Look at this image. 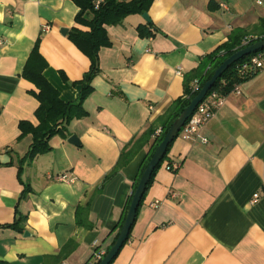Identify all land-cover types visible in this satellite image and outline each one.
<instances>
[{"label": "crops", "instance_id": "crops-1", "mask_svg": "<svg viewBox=\"0 0 264 264\" xmlns=\"http://www.w3.org/2000/svg\"><path fill=\"white\" fill-rule=\"evenodd\" d=\"M78 10L72 0H0V261L8 264H85L95 241L105 251L152 143L146 132L160 128L184 76L233 29L259 34L264 26L255 0H152L149 22L133 13L105 26L111 45L98 52L87 116L72 120L66 137H51L48 152L21 162L31 135L18 138V123H38L36 88L22 69L39 38L44 77L62 101L78 99L75 82L90 65L67 37L71 27L85 29L74 21ZM138 26L153 35L139 36ZM239 88L200 137L175 138L110 264H264V68ZM133 144L131 159L104 179ZM170 160L177 170L166 168ZM56 174L73 180L49 178ZM18 215L21 232L6 227Z\"/></svg>", "mask_w": 264, "mask_h": 264}, {"label": "trees", "instance_id": "trees-1", "mask_svg": "<svg viewBox=\"0 0 264 264\" xmlns=\"http://www.w3.org/2000/svg\"><path fill=\"white\" fill-rule=\"evenodd\" d=\"M72 1L79 9L74 17V21L78 26L84 27L85 29L71 27L67 33V37L83 54L89 58V70L85 78L75 82V84H79L81 87L78 99L76 101L70 102L62 101L59 97V92L43 75V70L47 66V62L39 52L40 39H36L26 59L21 75L23 78L31 82L36 88V91H32L31 94L38 101V106L34 111V115L38 123L37 125H33L26 120H21L18 123V128L20 130L18 138H22L27 134L31 135L29 149L21 159V162L31 161L35 156L48 152L50 150L49 139L51 137L54 135L66 137L67 126L69 123L74 119H80L87 116V111L83 107V101L93 90L90 85V78L99 71L98 52L101 47H109L111 45V41L108 37L105 26L119 24L122 19L129 14L146 12L152 3V0H103L98 8H94L93 0ZM148 25L150 26L152 24L149 23ZM137 31L138 35L141 37L153 35L152 30L146 28L145 26H138ZM263 33L264 26L263 30L259 34H249L246 30L239 28L233 29L226 41L218 45L211 52L204 54L197 66L184 76L182 94L174 99L166 111L156 120L161 132L156 135V129L154 126L150 127L146 132V138L149 137L150 139L152 137L153 140L148 154L139 168L137 178L134 182L133 191L137 186L142 172L144 171L156 148L162 141L171 123L189 104L202 85L212 76L214 70L227 57L241 49L242 41L245 37L249 35H263ZM249 55L242 57L238 61L234 62L230 67H228L215 81L210 91H216L221 95H226L231 91L235 84L242 83L249 79L254 73L240 74L237 70V65L248 58ZM195 84H197L198 90L194 88ZM173 141L168 145L162 159L152 171L151 176L146 184L145 191L153 181V176L161 166L162 162L168 157V152ZM135 152L136 148L134 144L130 147H124L121 150L115 165L104 176V179L111 176L120 167L126 164L135 154ZM25 191H27V188H25ZM131 197L132 194L125 205L123 216L118 222L119 228L123 223ZM143 197L144 194L142 195L137 210L143 201ZM23 222L24 216L18 215L15 217L13 223L6 225V227L13 228L21 232L23 231ZM116 235L114 239L116 238ZM114 239L112 240L111 244L113 243ZM111 244L107 247L105 252L109 249ZM0 264L8 263L0 261Z\"/></svg>", "mask_w": 264, "mask_h": 264}, {"label": "water", "instance_id": "water-1", "mask_svg": "<svg viewBox=\"0 0 264 264\" xmlns=\"http://www.w3.org/2000/svg\"><path fill=\"white\" fill-rule=\"evenodd\" d=\"M142 17L149 22L150 19L148 17L147 12L142 13ZM61 33L65 34L67 32L66 28H61ZM264 48V38L256 41L248 46H245L235 53L227 57L213 72L212 76L202 85L199 89L197 94L192 98L189 104L182 110V112L174 119L171 123L170 127L166 131L162 141L156 148L155 152L153 153L151 159L149 160L148 164L146 165L144 171L142 172L139 181L135 190L132 193V197L130 200V204L128 206L124 221L121 225L119 233L109 249L105 252L103 257L97 264H110L113 258L118 253L119 249L122 247L124 242L127 240L130 228L134 222L136 210L139 205V202L144 194L146 184L151 176L152 171L156 167V165L162 159L164 153L168 145L176 138L178 132L180 131L181 127L184 125L186 120L191 116L196 106L199 102L204 98V96L208 93V91L212 88L215 81L221 76V74L230 67L234 62L238 61L242 57L249 55L251 53L257 52ZM67 141L73 145H78V139L75 135H71L68 137ZM24 236H28V233L24 231Z\"/></svg>", "mask_w": 264, "mask_h": 264}, {"label": "built area", "instance_id": "built-area-1", "mask_svg": "<svg viewBox=\"0 0 264 264\" xmlns=\"http://www.w3.org/2000/svg\"><path fill=\"white\" fill-rule=\"evenodd\" d=\"M103 0H93L94 8H98L100 3ZM255 5L261 10L264 15V0H255ZM43 31L49 29V26L46 24L42 27ZM264 38L263 35H249L245 37L242 41L241 48L248 46L256 41H259ZM1 43V41H0ZM264 68V48L258 50L257 52L251 53L248 58L243 60L241 63L237 65V70L240 74H252L256 71ZM177 74H180L181 68L178 67L175 71ZM196 83V81H195ZM239 84H235L231 91L239 95L241 93ZM194 88L198 90L197 84L194 85ZM226 95H221L216 91H208V93L204 96V98L199 102V104L194 109L191 116L186 120L184 125L181 127L178 135H180L184 139H191L193 137H200L202 129L205 127L206 123L211 119L214 114V111L220 107L225 101ZM161 129L158 128L155 131V134H159ZM205 141L204 139H202ZM180 166V162L177 160H170L166 164V168L168 170L174 171L177 170ZM56 181H69L71 182L73 179L68 178L66 174H56L54 176H49ZM258 198V194H254L252 201H255ZM157 201L152 202L150 205L152 207L156 206ZM95 249L92 252V255L89 260L85 264H97L100 259L105 254V251H101L95 241L93 243Z\"/></svg>", "mask_w": 264, "mask_h": 264}]
</instances>
